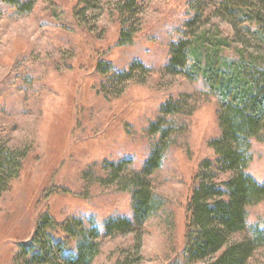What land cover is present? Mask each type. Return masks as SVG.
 <instances>
[{
    "label": "rangeland",
    "instance_id": "1",
    "mask_svg": "<svg viewBox=\"0 0 264 264\" xmlns=\"http://www.w3.org/2000/svg\"><path fill=\"white\" fill-rule=\"evenodd\" d=\"M122 1L0 0V264L30 262L20 245L34 240L45 214L60 239L64 223L83 233L102 232L110 218L133 220L127 183L157 143L148 128L160 117L170 135L163 165L147 180L156 211L131 232L98 234L92 264H186L187 205L199 166L215 158L219 105L201 79L165 71L170 44L188 37L204 50L247 57L264 47L251 32L256 23L217 12L222 0H139L134 44L119 46ZM251 1L264 18V0ZM134 62L143 69L118 78ZM169 101L179 111L166 116L160 108ZM251 151L249 172L262 183L264 135ZM124 161L119 174L107 166ZM249 222L264 228V200L249 208ZM249 264H264V248Z\"/></svg>",
    "mask_w": 264,
    "mask_h": 264
},
{
    "label": "trees",
    "instance_id": "2",
    "mask_svg": "<svg viewBox=\"0 0 264 264\" xmlns=\"http://www.w3.org/2000/svg\"><path fill=\"white\" fill-rule=\"evenodd\" d=\"M139 2L123 0L117 5L119 46L134 44V24L131 23L140 13ZM253 6L251 0H222L217 12L235 24L248 20L256 23L255 31L248 30L264 47V18ZM192 22H187L186 27L189 28ZM201 43H194L188 37L174 41L170 44L165 65L169 74H183L190 80L201 79L219 105L220 136L210 143L215 158L205 160L199 166L187 205L185 262L249 264L254 253L264 248V228L249 222V208L264 200V182L257 181L249 172L252 143L260 141L264 135V54L224 55L220 46L211 45L210 49L204 50ZM109 67L101 63L97 70L106 74ZM143 67L134 62L118 73V78H130ZM178 106L175 102H166L160 113L176 114ZM164 122L160 117L150 124L148 133L159 136L157 143L152 146L141 171L134 173L127 183L132 195L133 220L110 218L103 224L102 232L94 226L90 230L83 228V233H76L71 222L64 223L58 232L66 239H60L54 237L59 225L45 214L37 225L34 240L20 245L23 259L30 261L28 264H92L99 249L95 241L98 234L128 233L152 217L159 201L152 195L147 180L164 163L166 153L162 144L170 135V127ZM128 163L130 161L107 163V166H111L114 173H120ZM0 166L1 172L4 164L0 163ZM215 172L226 173L228 178L215 181ZM76 225L81 226L80 223ZM241 233L246 234L245 238L234 241L233 237Z\"/></svg>",
    "mask_w": 264,
    "mask_h": 264
}]
</instances>
